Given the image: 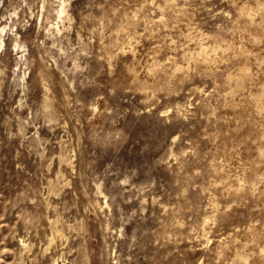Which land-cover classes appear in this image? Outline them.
<instances>
[{"label":"rangeland","instance_id":"374dc122","mask_svg":"<svg viewBox=\"0 0 264 264\" xmlns=\"http://www.w3.org/2000/svg\"><path fill=\"white\" fill-rule=\"evenodd\" d=\"M0 264H264V0H0Z\"/></svg>","mask_w":264,"mask_h":264},{"label":"bare ground","instance_id":"6f19581e","mask_svg":"<svg viewBox=\"0 0 264 264\" xmlns=\"http://www.w3.org/2000/svg\"><path fill=\"white\" fill-rule=\"evenodd\" d=\"M60 10V9H59ZM62 11H63V9L62 10H60V13H62Z\"/></svg>","mask_w":264,"mask_h":264}]
</instances>
